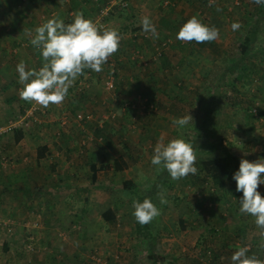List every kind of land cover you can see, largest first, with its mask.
<instances>
[{"label": "rangeland", "instance_id": "rangeland-1", "mask_svg": "<svg viewBox=\"0 0 264 264\" xmlns=\"http://www.w3.org/2000/svg\"><path fill=\"white\" fill-rule=\"evenodd\" d=\"M14 1L0 0V75L4 79L21 61L29 69L42 66L40 52L30 43L36 27L54 17L71 23L76 12H83H67L71 0H60L64 13H57L54 5L45 1L17 0L23 15L20 21L21 17L9 10ZM106 1L100 14L97 1H88L93 8L85 1L89 15L83 13L124 37L103 70L86 69L69 88L63 104L43 108L28 102L25 116L19 113L7 118V123L1 122L3 127L19 119L29 134L25 146L11 154V167L1 174L25 170L38 178L42 172L49 180L44 184V195L31 196L28 187L16 191L18 197L7 194L15 204V199L25 200L29 195L30 205L12 203L17 211L8 214L5 203L0 204V264H41L34 260L39 255L44 264H152L149 244L136 236L132 201L152 192L157 178L164 174L151 164L154 146L161 137L167 142L182 134L193 144L197 174H201L198 163L211 158L234 157L236 167L241 159H264V12L251 57L240 61V45L258 16L252 0H215L212 6L210 0ZM102 12L106 13L103 17ZM193 15L219 29L213 46L176 42L180 27ZM142 16L156 25L158 39L143 32ZM234 23L241 27L233 30ZM168 39L173 44L155 59L156 49ZM234 64L239 66L237 70ZM4 71L8 72L2 74ZM112 72L116 88L109 91L106 83ZM255 108L257 116L252 113ZM188 114L193 117L188 126L180 130L173 125L174 118ZM80 115L90 117L80 121ZM10 136L4 144L15 147V136L12 140ZM194 140L200 146L194 145ZM43 143L49 147L50 159L36 165L37 148ZM120 156L129 163L123 172L100 170L97 182H92L91 164L111 165ZM196 176L174 181L168 175L160 180L169 201L160 205L157 193L154 198L162 208V214L152 221L155 235L159 233L156 253L166 258L161 264H232L231 256L238 246L249 247V255L264 260L254 218L239 211L242 192L236 191L235 180L219 187ZM129 180L136 184L133 194L124 188ZM32 184L28 183L29 187ZM64 186L70 187L65 194ZM258 191L264 196V185ZM179 199L186 213V233L178 232ZM108 208L115 211L116 221L103 218ZM72 246L76 250L69 255L67 248Z\"/></svg>", "mask_w": 264, "mask_h": 264}, {"label": "clouds", "instance_id": "clouds-1", "mask_svg": "<svg viewBox=\"0 0 264 264\" xmlns=\"http://www.w3.org/2000/svg\"><path fill=\"white\" fill-rule=\"evenodd\" d=\"M215 0H210L209 6ZM257 5H264V0H252ZM217 11H220L217 8ZM140 26L145 34L152 39H158L156 25L148 16H142ZM241 27L239 23L232 25L233 30ZM31 35V32L29 33ZM219 37V29L202 22L198 15H193L177 32L176 39L181 42L197 44L213 42ZM124 37L114 28H100L91 19L85 18L78 11L71 23L66 24L62 19L54 17L35 28L31 45L40 52L42 66L37 70L28 69L21 61L16 66L20 89V98L26 102H34L43 108L50 105H61L69 94V88L86 69L97 73L103 70L109 58L115 54ZM193 121L188 114L172 120L173 125L182 130ZM197 155L193 144L183 138V135L165 142L161 137L154 146L151 164L157 172L166 171L174 181L187 176L196 175ZM236 191L242 192L239 199V211L254 218L259 230V247L264 249V196L258 191L264 185V159L250 162L241 159L239 169L233 174ZM157 198L160 205H167V189L157 185ZM133 216L141 225L150 224L162 214L151 198L143 202L133 199ZM249 247L238 246L231 256L232 264H264L255 254L249 255Z\"/></svg>", "mask_w": 264, "mask_h": 264}, {"label": "trees", "instance_id": "trees-1", "mask_svg": "<svg viewBox=\"0 0 264 264\" xmlns=\"http://www.w3.org/2000/svg\"><path fill=\"white\" fill-rule=\"evenodd\" d=\"M34 1V0H31ZM36 1V0H35ZM46 5L47 3H52L54 6L52 7V9L54 11H56L57 13H63V9L61 8V5H64L62 2L60 3V0H49L50 2H47L46 0H44ZM87 1V4L91 6V3L93 4V1H97V10H98V14H100V10H102L103 6H106L108 3L106 0H85ZM85 1L82 2L80 0H71L70 2L64 0L63 2H67V4L71 5L69 6V11L67 10V12H70L71 10H83V13H85L86 15H89L87 9H85L84 4ZM91 2V3H88ZM51 5V4H50ZM257 5V4H256ZM93 8V7H92ZM10 12L11 11H15L17 15H19L20 21L22 20V13L21 11L18 10V5H17V0H15L14 2L10 3V7H9ZM61 10V11H60ZM257 19L255 21V23L251 26V29H249L248 35H247V39L245 41V43L241 44L240 46L242 47V54L243 57L241 58L240 61H245L246 59H250L251 54H252V50H253V45L254 43H256V39L258 37L259 34V29H260V21L264 12V5H257ZM13 13V12H12ZM66 14H61V16H64ZM66 20L63 19V21ZM68 24V23H66ZM176 42L178 44H180V41L176 39ZM208 43V45L211 47L213 46V44L211 42H206ZM193 44V43H192ZM195 44H197L195 42ZM205 43H200L197 45H204ZM18 46H24L23 42H17ZM2 51H6V50H2ZM237 67H239L237 64H234L233 69L237 70ZM87 71L85 70V73ZM84 73V74H85ZM83 76V75H82ZM112 76L115 78V82H116V76H114V74L112 73ZM257 109V108H255ZM258 110V109H257ZM22 112V116H25V112L26 110L23 108L21 110ZM207 111V110H206ZM85 118L88 115H84ZM257 116V115H254ZM204 129V127L202 128ZM201 129V130H202ZM29 136V134L23 129V128H17L16 129V133H15V140L16 142H20L24 137ZM194 145H196L197 147L200 146V144L198 145L199 141L198 140H194L193 141ZM46 154H48V148L47 146H43L40 147L38 149V157L39 158H43L46 156ZM234 157L231 158V156H224V157H218V158H211L208 160H204L202 162H199V172L201 174H196V178L199 179V176H201V180H203V183H208L209 180H211L212 182L217 183V185L219 187H222L225 185L227 180H233V174L238 171L239 166H233V161H234ZM197 161V160H196ZM232 163V165H231ZM129 166V163L127 161L124 160V158L122 156H120L119 158L115 159L114 162L111 165H103L102 167H98L97 164L93 163L90 165V168L92 170V182L96 183L97 179H98V172L100 170H113L115 172H123L127 167ZM166 176H168V173L166 171H164V174L159 175V177L157 178V184L155 183L154 187H153V191L152 192H148L146 195L141 196L138 200L140 202H143V200L148 197L151 198V200L154 202V198L156 196L157 193V185L160 184V180L163 181ZM124 188L127 191H130V193L133 194V191L136 189V184L134 182H132L131 180L126 181L124 183ZM181 201L180 199L178 200V203H176V207L179 208L180 206V211H179V217H178V226L180 227L181 230L186 231L187 230V226H186V220H185V210H184V205H181ZM188 209V208H187ZM103 218L108 221V222H112V221H116V214L115 211L111 208L106 209V211L103 212ZM154 223H150L144 226H141L137 221H136V225H135V232H136V236L140 239H144L147 241V244H149V253H148V259L152 262V264H161L164 263L166 261V258L162 255H159L156 253V246H157V240L158 237L157 235L155 236L156 233V227L154 226ZM244 232V231H243ZM113 262V259H112Z\"/></svg>", "mask_w": 264, "mask_h": 264}, {"label": "crops", "instance_id": "crops-1", "mask_svg": "<svg viewBox=\"0 0 264 264\" xmlns=\"http://www.w3.org/2000/svg\"><path fill=\"white\" fill-rule=\"evenodd\" d=\"M36 1H40L41 2V1H44V0H36ZM63 13H64V11H63ZM14 44H16V43L14 42ZM3 65H4V63L1 64V66H3ZM31 68L33 69V67H31ZM5 69H6V67H5ZM35 69L38 70L39 67H36ZM6 72H8V71H4L2 74H5ZM5 77L6 78L4 79V78H2V75H0V87H1V85H4V89L0 88V94H3V93L5 94V97L0 96V120L5 117L2 121H0V126L2 125L1 122H6L7 123V121H6L7 118L12 117V116H17L19 113L22 114L21 110L23 108L25 110H27L29 108L28 107L29 106L28 102L22 100L20 98V95H19L20 89L23 87V85L19 83L18 72L17 71H12L11 73L8 72V76H5ZM13 84L17 85L16 89L14 88ZM15 133H16V129L11 131L10 133H7V134L3 135L0 138V204L5 203L4 210L5 211L8 210V214H11L10 212H12V211H14V212L17 211V208L14 207V206L17 205L18 201H19L20 205L21 204L30 205L31 203L28 201V198H30L31 196H34V195H42V194L44 195L45 191H46V189L44 188V184L47 182V180H49V178L47 177V174L46 173L44 174L42 172L40 173V177H38V178L37 177H33L32 174H29L25 170H20V173H19L18 170H16L13 173H12V171H7L6 173L1 174L2 170L6 171V169H9L11 167V165H10L11 163L8 164V162H10V158H12L11 154H13V152H16L15 149L18 150L19 147L22 146V144H23V146H25L24 141L26 140V137H28V136L24 137L20 142H16V140L14 139L13 140V144H14L15 147H9V146L4 144L6 142L5 138L7 136H8L7 138H9V135L11 134L10 139L12 140L13 137L15 136ZM43 146H47V145H45V143H43L42 146H38V148H37V155L35 156V164L36 165H38L39 163L41 164L43 162V160H45V158L50 159L49 154H46V156L43 157V158H39L38 157V149L40 147H43ZM47 148H48V152H49V147L47 146ZM6 151H8V152H6ZM5 155H6L8 160L4 159L5 157H3V156H5ZM16 155L17 154H15L14 156H16ZM21 156H24V155H21ZM2 162H3V164H2ZM4 162H7V164H8L7 167L8 168L6 167L7 164H4ZM40 171H42V170H40ZM41 178L43 179V181L39 182V180ZM59 180H61V179H59ZM25 181H27V182H25ZM2 182L5 183L3 187L1 186ZM28 183H33V184H32L31 187H29ZM35 183H37V184L34 185ZM27 187H28V194L30 195V193H32V195L30 197H28L29 195H25V196H27V198L25 200L20 197L21 199L20 198L15 199L16 204L14 202H11V198H9L7 194L12 193V194H14V196H17L16 195V191H18L19 189L22 190V191H26ZM49 190H51L53 202H55L57 204L58 203V199L55 200V198H54L55 193H53V190L51 188H49L48 191ZM69 191H70V187H65V186L63 187V193L64 194L69 192ZM47 194H50V192L47 193ZM3 195H7L6 199L2 198ZM12 203H13L14 206L12 205ZM35 203L37 204V202H35ZM89 224H91V223H89ZM103 224H104V226L106 225V223H103ZM45 226H46V224H45ZM186 226H187V223H186ZM170 227H173V224H171ZM180 230L181 229L179 227L178 232ZM181 231H183V230H181ZM186 232L187 231H185V233ZM45 234H46V232H45ZM182 235H184V234H182ZM157 236H159V233H158ZM173 240H171V243L173 242ZM5 246H7V245L5 244ZM7 247H9V246H7ZM67 249H68L67 253L69 255L74 253L75 250H76L75 248L73 249V246H72V248L69 247ZM65 254H62V255L65 256ZM54 257L55 256L52 255L51 259H53ZM11 258L12 257H7L8 260H11ZM57 258H60V256H58ZM34 260L37 261V262H41V264L45 263V261H43V258L40 255L39 256H35Z\"/></svg>", "mask_w": 264, "mask_h": 264}, {"label": "built area", "instance_id": "built-area-1", "mask_svg": "<svg viewBox=\"0 0 264 264\" xmlns=\"http://www.w3.org/2000/svg\"><path fill=\"white\" fill-rule=\"evenodd\" d=\"M105 12H102V17L103 16H105ZM96 25L98 26V27H100V28H104V26L101 24V23H96ZM171 44H173V41L171 40V39H168V40H166L164 43H162L157 49H156V55H157V57L155 58V59H158V58H161L162 56H163V53H164V51L171 45ZM113 73V72H112ZM110 78V77H109ZM115 84H116V82H115V78L112 76V78L111 79H109V81H107V83H106V86H107V89L109 90V91H114L115 90ZM257 112H258V110L257 109H253L252 110V113L254 114V115H257ZM27 116H30V115H28L27 114ZM84 116V115H83ZM82 115H80L79 116V118H80V121H82V120H84V118H85V116L83 117ZM90 116H87L86 118H89ZM29 119V117L26 119V123L24 124V126H25V128L28 126V124H27V120ZM18 120L19 119H15L14 121H10L9 123H8V125H6V126H3V127H0V138L3 136V135H5V134H7V133H10L11 131H13V130H15V129H17V128H23V121L21 122V121H19L18 122ZM4 164H7V162H4ZM36 226H37V224H36Z\"/></svg>", "mask_w": 264, "mask_h": 264}]
</instances>
